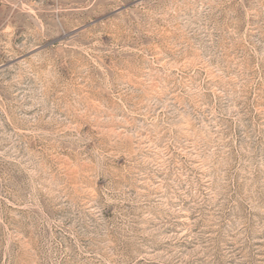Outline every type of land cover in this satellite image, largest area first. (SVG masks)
I'll list each match as a JSON object with an SVG mask.
<instances>
[{"label": "rangeland", "instance_id": "rangeland-1", "mask_svg": "<svg viewBox=\"0 0 264 264\" xmlns=\"http://www.w3.org/2000/svg\"><path fill=\"white\" fill-rule=\"evenodd\" d=\"M0 264H264V0H0Z\"/></svg>", "mask_w": 264, "mask_h": 264}]
</instances>
